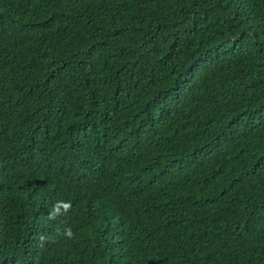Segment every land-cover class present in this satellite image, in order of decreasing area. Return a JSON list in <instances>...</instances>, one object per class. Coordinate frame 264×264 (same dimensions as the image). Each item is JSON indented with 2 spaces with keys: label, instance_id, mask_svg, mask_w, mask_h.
Returning <instances> with one entry per match:
<instances>
[{
  "label": "trees",
  "instance_id": "1",
  "mask_svg": "<svg viewBox=\"0 0 264 264\" xmlns=\"http://www.w3.org/2000/svg\"><path fill=\"white\" fill-rule=\"evenodd\" d=\"M0 264H264V0H0Z\"/></svg>",
  "mask_w": 264,
  "mask_h": 264
},
{
  "label": "clouds",
  "instance_id": "2",
  "mask_svg": "<svg viewBox=\"0 0 264 264\" xmlns=\"http://www.w3.org/2000/svg\"><path fill=\"white\" fill-rule=\"evenodd\" d=\"M71 208H72L71 202H65L63 200L57 201L52 206V209L48 213V219L55 220L62 215H67V213L71 210ZM63 235L67 240L75 239V234L73 233L71 228L65 229ZM45 240L46 237L44 235L39 236V241L41 243V246L43 245Z\"/></svg>",
  "mask_w": 264,
  "mask_h": 264
}]
</instances>
